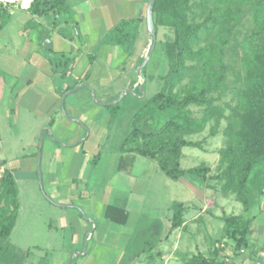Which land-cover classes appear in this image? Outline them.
<instances>
[{"label":"crops","instance_id":"crops-1","mask_svg":"<svg viewBox=\"0 0 264 264\" xmlns=\"http://www.w3.org/2000/svg\"><path fill=\"white\" fill-rule=\"evenodd\" d=\"M65 1L74 15L64 18L71 30L62 32L57 16L30 8H19L16 17L15 9L8 12L16 24L13 39H6L13 37L10 22L0 30V111L16 120L12 127L23 128L20 141L0 157V177L5 168L13 173L23 211L7 242H0V262L184 264L201 253L212 264H264V192L247 211V245L236 248L224 234L223 216L231 213L222 200L216 203V190L208 193L183 176L195 199L186 204L174 196L161 214L154 198L159 191L145 189L138 171L149 157L121 149L131 128L126 122L144 97L137 96L136 84L145 45L137 43L144 37L148 0ZM131 19L140 21L143 33L126 51L109 35ZM46 39L50 43L43 44ZM5 47L9 52L3 53ZM87 59L89 65L83 64ZM125 99L130 113L117 119ZM120 132V155L106 156L111 136ZM178 202L185 205L183 221L172 227ZM23 213L51 220H21Z\"/></svg>","mask_w":264,"mask_h":264},{"label":"trees","instance_id":"trees-1","mask_svg":"<svg viewBox=\"0 0 264 264\" xmlns=\"http://www.w3.org/2000/svg\"><path fill=\"white\" fill-rule=\"evenodd\" d=\"M211 1L214 3L215 15L208 13L203 23H190L188 17L193 4H202L205 7L203 0L155 1L157 41L142 72L146 79L145 88L149 75L148 65L154 56H158L156 63H162L160 77L163 86L150 97H141L142 92L138 87L137 96L142 100L136 107L131 128L122 142V150L133 151L156 160L160 170L173 180L186 175L202 180L207 179V176L210 178L212 169L207 165L189 169L181 166L183 148L198 145V142L187 139V135L202 132L211 121H214L211 133L215 134L220 121L225 117V109L213 104V97H209L208 93L213 89H220L222 93L226 89L221 82L225 73L226 41L220 45L198 49H194L193 44L200 37L202 30L207 28V21L214 20V25L238 22L246 0ZM247 2L250 3L249 12L253 27L243 42L244 53L240 59L244 81L238 102L241 114L240 119L232 118L226 126L227 142L220 150L219 171L214 175V178L221 182L223 192L233 193L246 212L255 204L258 195L264 192V0ZM225 3L228 7L222 12L221 8ZM29 8L33 14H52L55 17L66 16L69 10L65 0H32ZM9 18L8 11L0 7V30ZM144 21L146 22V18ZM139 24L140 21L135 19L122 21L110 33L109 38L122 45L126 51H131L138 37ZM160 26L170 28L173 37L165 42L160 40ZM194 59L204 61L203 71L209 75V80H205V76H199L197 90L188 89L180 97L174 89L190 70L187 60ZM143 60L144 57L139 63ZM191 104L205 106L200 118L192 116L189 109ZM119 106L117 103L113 107ZM149 120L162 123L153 126L148 123ZM184 206L181 202L174 204L172 227L179 226L183 221ZM19 209L15 177L10 169L5 168L0 177V242L9 237L16 224ZM223 220L225 236L234 242L236 248L246 246L251 218L231 213L224 214ZM184 264H212V260L198 253Z\"/></svg>","mask_w":264,"mask_h":264},{"label":"rangeland","instance_id":"rangeland-1","mask_svg":"<svg viewBox=\"0 0 264 264\" xmlns=\"http://www.w3.org/2000/svg\"><path fill=\"white\" fill-rule=\"evenodd\" d=\"M194 3V1H192ZM203 3H206L205 7L202 6V4H193L190 11H189V22L190 23H203L207 18L208 13H214V3L210 0H203ZM234 4V3H233ZM244 5L242 6V12L240 15V19L238 22H232L229 24H223V25H214V20L207 21V28L203 29L200 33V37L197 39V41L193 44L194 49L213 46V45H220L224 41H226L225 47V73L223 75V78L221 82L225 85V91L220 93V89H213L211 92L208 93L209 97H213V104L219 105L225 109V117L220 121V124L217 128V131L215 134L211 133V128L214 125V121H211L207 124L206 128L197 134L193 135H187L186 138L195 142H198L197 146H187L183 148V155L181 158V166L184 169H189L192 167H196L199 165H207L212 170L209 174L210 178L207 176V179L202 180L199 178H194L190 176H184L187 181L190 182V180L195 184L198 188H207L208 193L211 191L216 190V194L214 195V198L217 199L216 203L219 201H223L224 204H226V210L229 213L232 214H240L247 216L248 213L244 210V207L241 202L237 201L235 199V195L233 193L224 194L223 189L221 187V182L217 181L214 178V175L219 171V157H220V150L225 147L227 137L225 135V129L226 126H228L229 122L232 118L234 119H240L241 110L238 107V102L241 95V88H243L244 81H243V70L240 64V59L242 58V55L244 53L243 51V42L247 36V34L251 31L253 27V19L251 18V13L249 12L250 3L244 1ZM227 4L222 5V12H225L227 10ZM13 8L15 9V12L12 14L13 16L17 11H20L19 8H17V5L14 4ZM29 9V8H28ZM26 10V9H25ZM20 13V12H18ZM16 13L14 17L19 15ZM66 16L68 20L73 19L74 15L72 13H67ZM73 17V18H72ZM64 15H57V19H55L54 16H50L49 19H55L56 25L60 26L61 31H65L66 28L69 27L66 20H64ZM222 18V17H221ZM64 20V21H63ZM11 24H10V23ZM12 22L14 23V19L8 20L7 23H9L7 30L11 32L10 34L13 35V37H6V39H13L15 37L16 27L15 23L12 25ZM218 24V23H217ZM214 27V28H213ZM71 30V27H69ZM141 30V29H140ZM139 30V32H140ZM6 31V30H5ZM144 31V37H141L138 41L137 45H142L143 47L145 45V49L143 50L142 56L145 57L148 54L150 45H151V36L146 34L147 28ZM73 34V32L71 31ZM143 33L142 30L140 32ZM158 36L160 37V40L167 41L168 38L173 37V32L170 28H167L165 26H160V30L158 33ZM109 42L108 39L104 41L105 43ZM113 41V40H111ZM11 47V46H10ZM9 47V50H10ZM8 51V47H5V50L3 53ZM159 50H156V52ZM9 52V51H8ZM155 55V54H154ZM158 55V54H157ZM101 57V55H99ZM158 56H154L151 60L150 64L148 65V73L147 75V81L144 88V93L147 97H150L151 95L158 92L162 86H163V80L160 77V71L162 63H156V58ZM86 61H88L87 65H89L91 60H85L83 64H86ZM187 65L190 66V70L186 72V75L183 77V79L176 85L174 92L178 94V96L182 97L186 90L188 89H194L197 90V83L199 76H205V80H209V75L206 74V72L203 71V65L204 61L202 59H194V60H187ZM140 63H138L139 65ZM137 65V67H138ZM217 68V67H214ZM168 69V65L166 66V71ZM189 72V73H188ZM3 73V72H2ZM5 74V73H3ZM140 77L139 83L136 84V86H140V84L144 81V78ZM129 92H131L130 89ZM136 96V94H133ZM128 97V96H127ZM130 100L132 98L129 96ZM128 99H125L122 101V104L120 106V110L116 113L117 119L121 116V113H124V116H128L130 113L129 109L127 107ZM205 106L203 105H196L191 104L189 106V109L191 111V114L195 118H200L203 115ZM1 109V106H0ZM125 109V110H124ZM5 112V111H4ZM4 112L0 111V136L3 138L2 142H0V157L4 156L3 149L7 148V151L11 150V145L13 143L20 141L19 131L20 129H23L22 126L17 128V126L13 125L12 127L10 125L11 121L16 120L12 117H9ZM125 121V119H124ZM156 121V120H155ZM149 120V124L151 125H160L162 122H155ZM127 125L130 128L131 122L130 118L127 120ZM19 125V123H17ZM122 124V123H121ZM18 130V131H17ZM26 133V132H25ZM22 134V133H21ZM123 137V133L120 132L119 135L111 136L109 140L110 147L108 149H104V154L106 156L110 155H120V150L118 149L121 147V139ZM41 138V135H40ZM22 143V141H21ZM122 151V150H121ZM123 152V151H122ZM9 155V153H6ZM102 154L103 156H105ZM138 157L142 158L143 156L138 155ZM5 158V157H4ZM8 158V157H7ZM145 164L142 163V165H138V171L143 172L142 173V186L147 189L150 188L151 190H158L159 193H157L154 198L158 200V203L156 205V208H158V211L161 212V214H166L168 212V208L170 207V198H173L174 196L178 201L186 200V204L188 200L195 199L194 196H192V192H190L189 188L190 186H187L186 183H184L183 179L180 180H173L169 178L164 172H162L159 167H157L156 160L145 158ZM43 162L42 167L44 169ZM144 183V184H143ZM260 195V194H259ZM258 195V196H259ZM153 196H149L150 200ZM208 203H210L208 201ZM19 212L21 209H19ZM26 219H35V220H43L42 222L47 223L51 218L49 216L46 217H29L26 214ZM24 213L21 217V220L24 218ZM148 218H150L148 216ZM46 219V220H44ZM20 230H24L23 228ZM4 242H7L6 239Z\"/></svg>","mask_w":264,"mask_h":264},{"label":"water","instance_id":"water-1","mask_svg":"<svg viewBox=\"0 0 264 264\" xmlns=\"http://www.w3.org/2000/svg\"><path fill=\"white\" fill-rule=\"evenodd\" d=\"M156 0H148L147 1V7H146V23H147V30L151 36V45L148 51V54L144 57V60L138 65L137 72L138 74L144 78V81L140 84L139 89L142 92V96L145 95L144 93V83H145V76L143 75V68L147 64L148 60L152 56V53L154 51L156 41H157V33H156V25L154 20V6H155ZM47 42L50 43L49 39H46L43 44H46ZM0 264H2L0 262Z\"/></svg>","mask_w":264,"mask_h":264},{"label":"built area","instance_id":"built-area-1","mask_svg":"<svg viewBox=\"0 0 264 264\" xmlns=\"http://www.w3.org/2000/svg\"><path fill=\"white\" fill-rule=\"evenodd\" d=\"M32 0L29 1L28 5L24 4V0H0V7L6 9L8 12L13 13V5L16 4L17 8L28 9L31 5Z\"/></svg>","mask_w":264,"mask_h":264},{"label":"bare ground","instance_id":"bare-ground-1","mask_svg":"<svg viewBox=\"0 0 264 264\" xmlns=\"http://www.w3.org/2000/svg\"><path fill=\"white\" fill-rule=\"evenodd\" d=\"M29 1H30V0H26V1H24V4H25V5H28Z\"/></svg>","mask_w":264,"mask_h":264}]
</instances>
